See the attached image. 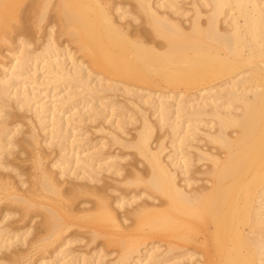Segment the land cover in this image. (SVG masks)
Returning <instances> with one entry per match:
<instances>
[{
	"label": "bare ground",
	"instance_id": "bare-ground-1",
	"mask_svg": "<svg viewBox=\"0 0 264 264\" xmlns=\"http://www.w3.org/2000/svg\"><path fill=\"white\" fill-rule=\"evenodd\" d=\"M37 1L31 7L40 8L41 22L52 0ZM117 1L57 0L54 8L62 26L60 33L71 38L75 49L55 45L52 24L38 52L27 48L31 46L29 38L17 39L18 55L12 58V72L8 78L0 76V169H19L6 156L22 143L35 148L39 135L36 126L45 132L43 142L58 151L55 161L50 162L57 173L49 168L41 170L26 193L0 192V202L9 199V204L23 203L28 209L41 205L46 210V232L36 237L39 229L30 234L35 226H28V222L14 231L7 228L8 224L0 225V264H8L3 260L6 250L11 248V256L6 255L13 258L24 245L45 249L59 240L56 255L65 254L68 250L64 247L72 240L63 234L72 225L90 228L92 241L103 237L107 246H117L119 253L113 264H141L144 254V264H167V256L173 251L179 254L172 264H264V0H133V11ZM27 2L0 0V43L7 42L13 29L11 21ZM140 14L143 27L132 30L131 23L120 22L126 18L136 21ZM77 53L80 58L75 57ZM41 63L44 70L40 82L35 73ZM23 75L16 87L14 81ZM26 80L34 84L33 88L25 85ZM52 81L73 84L76 89L48 104L42 101L47 95L41 100L42 90L38 88ZM158 84L173 91L141 97L144 86ZM176 89L183 90L176 94ZM121 90L150 107L156 117L154 123L149 122L144 107L134 103L140 112L134 139L125 141L119 135L126 124L122 120L117 121L116 131L110 132L112 144L134 148L147 162L146 172L135 170L130 176L120 174L123 170L118 156L99 159L102 145L93 152L83 147L81 152L76 150L89 140L77 139L81 134L71 140L68 131L71 124L79 127L88 117L94 121L104 115V110L91 104L96 97L107 101L102 105L126 111L114 100ZM192 90L195 92L188 93ZM80 95L81 100L87 99V110L71 113L67 109ZM15 111L33 115L29 118L32 128L23 131L25 135L19 133ZM133 115L132 121L139 120L137 116L133 120ZM32 119L38 125H33ZM155 126L166 128L174 138L170 137L168 161L161 156L164 138L159 135L152 147ZM16 133L25 136L18 138L21 143L15 141ZM33 163L41 166L39 152L34 153ZM205 163L208 168L200 169ZM104 173L122 176L120 184H136L141 189L128 198V194L119 193L111 199L108 190L117 192V187L103 184ZM15 174L23 177L22 173ZM196 174L207 177L201 179ZM25 183L21 181V185ZM65 183L69 186L63 187ZM10 185L0 176V190L10 191L14 188ZM84 194L94 197L92 204L81 202L86 207L79 204L80 214H73L70 201ZM156 194L163 201L149 204L140 199L155 200ZM117 208L124 214L119 215ZM10 210L0 206V224L16 215ZM130 216L132 223L125 224ZM153 238L165 243L163 251L157 252L160 247L154 241L147 242ZM151 244L156 252L148 248ZM45 263L42 259L36 264Z\"/></svg>",
	"mask_w": 264,
	"mask_h": 264
},
{
	"label": "rangeland",
	"instance_id": "rangeland-1",
	"mask_svg": "<svg viewBox=\"0 0 264 264\" xmlns=\"http://www.w3.org/2000/svg\"><path fill=\"white\" fill-rule=\"evenodd\" d=\"M35 1H36V3H35ZM114 1H116V0H114ZM120 1H122V3ZM120 1L118 0L117 2H120L121 4H124L127 7L126 9H131L132 11L134 10L135 6L133 5L134 4L133 0H120ZM56 2H57V0H52L51 4H50V6H49V8L47 10V13L45 15V18L41 22L39 21L40 20V12H41L40 8H36V7L32 8L31 7V5H33V4H38L39 1H37V0H28L27 6H24V4H26V3H24L23 6H21V8L19 9L18 16L14 17L12 19L11 23H10L11 26L13 27V29L11 30V32L8 35L7 42L0 43V76L7 75L6 77L8 78V76L12 72V65H11L12 58L14 57V55H18V51H17L18 50V47H17L18 43L16 42L17 39L22 40L23 38L24 39L25 38H27V39L29 38L30 39L29 41L31 42V44H30L31 46L29 45L30 47H27V48H30V49H33V50L37 51V50L40 49V47L42 48L43 45L45 44V41L48 39V35L47 34H49L50 30L51 31L53 30L52 31V35H53V37H52L53 39L52 40H54L56 46L59 45V49L63 48L62 45L69 46L68 49H71V50L75 49L76 45L71 42V40H70L71 38H69L68 35H66V34L63 35V33H62V35H61V33H60L61 32L60 27L62 28V26H60V21L58 20V17H57L58 14H57V12H56V10L54 8V4ZM116 14L114 15V17L116 19H118V17H116L117 16ZM140 16L141 17L138 20H136V21H132L131 18H126V19L120 20V22L121 23H125V24H126V22L127 23L128 22L131 23L130 24V28L132 30H134L135 27H143L144 26V23L142 22V15L140 14ZM52 24H53L54 28L48 30V28ZM54 24H55V26H54ZM79 56L81 57L80 53L75 54L76 58L77 57L80 58ZM65 58H67V56ZM85 60L86 59L84 58L83 61H85ZM66 62H69V61L67 60ZM85 62H87V61H85ZM3 64H4L5 68L4 67L1 68ZM66 64H67L68 68L71 67V64H68V63H66ZM38 65L36 67L37 68V70H36L37 72L35 73L37 76L36 75L35 76H36L37 79L41 78V79H38V81L41 82V80H42V77H41L42 73L41 72L44 69L43 70L41 69L43 67L42 63L38 64ZM1 69H2V71L4 70V72H2ZM87 71H85V72L87 73ZM23 78H24V75H23V77L21 79H16L14 81L15 84H16V87H17V85H19L21 80H23ZM26 82H27V84H25V85H27V87L33 88L34 84L28 83L29 80H26ZM45 82H47V80ZM62 83L63 82H59V84H60L59 85L58 82L54 83L52 81V83L48 82L47 85L43 84L42 86H40L38 89L40 91L42 90L40 92L41 100L43 99L42 96H45V94H46L47 98H44L42 101L43 102L44 101H47V102L49 101L48 104H50V100L51 101H56V100H58L60 98L59 96H62L63 94H64L63 96H66V95H68L70 93V91L72 89H74V90L76 89L75 87H73V86H75L73 84H71L72 86H70V85H67L66 82H64L65 84L64 83L62 84ZM56 85H58V86H56ZM66 86H68V87H66ZM35 87H37V86H35ZM49 87H50L51 90L49 89ZM68 88H69V90H68ZM179 90L181 91L183 89H176V90H174V92H176V94H177L179 92ZM195 90L188 91V93H194ZM48 91H49V93H48ZM170 91H173V89L166 88V87H164V85L158 84V85H155V86H144L142 88V91L140 92V95L143 98H146L149 95H151V97H157L159 92H170ZM59 92H61V93H59ZM67 92H69V93H67ZM72 92H73V90H72ZM115 94H116V96L114 97V100L116 102H119L120 104H123L125 106L124 108L126 109V111L122 110L124 113L121 111V109L116 110V107H113L115 110H113V112H112L111 110L113 108L111 106H109V104L108 105L107 104L102 105V103L104 104V103L107 102L105 99H101V98L98 97L99 98V100H98V98L96 97V98L93 99L94 101L92 102V100H91L90 103L92 102L91 103L92 105L96 104L97 105V106L95 105L96 107H98L99 109H102V111L104 110V112H102L104 115H101L96 120L91 121L89 119V117L86 118L88 116V114H86L85 115L86 116L85 117L86 118L85 122L82 123V124H79V127L76 124H74V125H76V127L73 124L68 126V128H69L68 129L69 137L71 136L70 139L72 140V139L77 138L78 135L81 134V136L79 135L80 138L78 137L77 139H81V137H82V138H85V139L87 138L85 141L89 140L88 142H86V144H85L86 146L85 145H81V147L79 146V149H76L79 152L82 151V147H83V150H86V152H87L88 148H89L90 152L91 151L93 152V150L94 151L97 150L96 149L97 147L101 148V145H102V149H101L102 151H100V149L98 148V150L101 153V156L99 157V159H102V161L108 155L109 156L110 155L113 156V154H114V156H118L119 160H118V157H117L116 159L118 161L117 160L116 161L118 162L120 168H122V170H123V171H121L122 173L120 172V174L122 176H130L132 174L130 172L131 171H135V170L145 171L146 172L147 162L144 160V158L141 157L140 155H138L134 148H125V147H122V146H120L118 144H112L111 143L110 132L111 131H116L114 127L116 126L117 121L118 120H122V121H125L126 124H124V128H123L124 131L123 130H122V132L119 131V135H121V138L123 140H125V141H129V140L132 141L134 139L135 134H136V128L140 124V112L133 105L134 103H138V105L140 107H144L143 109H145L146 112H147L146 116H147V119L149 120V122L154 123L156 117H155V115H153V111H152V109L150 107L145 106V105L143 106V104L140 103V101L137 100L134 96L125 95L122 92V90L121 91H117ZM176 94H174V95H176ZM76 96L78 97V95H76ZM81 96L82 95L79 96L80 100L78 98L75 99V97H74L75 101L73 102V104L70 105L72 107H70V108L68 107L67 110H69L71 113H72V111L74 112L77 109L78 110L81 109L82 111L84 110L83 112H85L87 110V103H86L87 99L86 100H81ZM96 99H97V101H96ZM78 102H80V103H78ZM90 103H89V105H91ZM76 104H77V106H76ZM74 105L76 106V108H75ZM106 105H107V107H105ZM71 109H73V110H71ZM121 112H122V114H121ZM15 113H16V115H18V117L16 116L17 117V120H16L17 122L16 123L20 124L19 131H21V132H19V133H22L23 131L25 132L29 127L32 128L31 124H30L31 123L30 119L33 116V115H31L32 113L23 112L21 114V113H18L16 111H15ZM133 114H135V115H133ZM132 115H133V118H132L133 120L136 118V116L139 118V120L132 121L131 117H130ZM19 116H20V118H19ZM173 117H174V115H173ZM126 120H127V122H126ZM32 121H33V125H35V126L38 125V124H36L35 119H32ZM72 126H73V128H71ZM77 127L80 130H77L78 129ZM37 128L40 129V126H36L35 127L36 133L39 134L38 135V145H36L35 148H33L31 146H28L27 144H24V145H27V146H24L23 143H22L21 145L19 144V145L16 146V148L12 149V154H10L9 156H6V159L9 160V161L8 160H6V161L10 162V160H11L10 164L13 163L12 166L13 165L15 167L18 166V168L22 169V170L19 171V169H18L17 171L10 172L9 170H11V169H9V168L2 169V170L0 169L1 172H2V173L0 172V174H1L0 176H3V179L7 180L8 182H10L12 187H14L10 191H8V190L7 191H2V189H1L0 192L4 193V195H8L9 192H15V193H19V194H21L22 192L26 193L25 189H27V188L28 189H32L31 185H33V182H35L36 176L39 175L41 170H45V169L48 170V168H49L50 169L49 171L54 172L53 174L58 172V169L55 166L50 165L52 162L55 161L56 154H58V151H57V149L54 146L48 145L47 142H46L47 144L45 142H43L42 138L43 139L46 138L45 132L42 133ZM37 131H39V132H37ZM70 131H71V133H70ZM73 131H76V132L78 131L77 133L74 132L75 136L73 134ZM24 132L22 134L25 135L27 132L26 133H24ZM120 132H121V134H120ZM168 132L169 131L166 128L159 129L158 127L155 126L154 132H153V135H152V138H151L152 147H154L156 145V142H157V139H158L159 135L162 138H164L163 139V145L165 146V150L162 152L161 156L165 159V161H168L166 156L170 153V150H172L170 137L172 138V140L174 139L172 137V135H170V133H168ZM22 134H17V133L15 134V138H16L15 141L16 142L19 143L21 141L19 139L20 138L22 139V137H25V136H22ZM91 143H92V145H91ZM105 143H107V144H105ZM76 144H77V142H76ZM87 144H89V147H88ZM103 144L105 146H103ZM197 144L201 146L204 143L203 142H198ZM90 146H91L92 149L90 148ZM84 147H85V149H84ZM80 148H81V151H80ZM20 152L22 154H20ZM35 152H39V154L42 156V164H41L40 167H37V166L33 165L34 164L33 162H34V153ZM102 161H101V163H102ZM208 165H209L208 163H205L204 165H202L199 168L202 169V170H205L206 168H208ZM15 172L17 174L18 173H22L23 177L20 176V178H19V176H17L15 174ZM122 176H117V175L111 174V173H104L103 174V179H104L103 184L110 185L112 188L115 187V186L117 187V192H111V191L108 190L109 194L112 195L110 197L111 199H112V197H115V195L116 196H117V194L119 195V193H121V194L125 193L124 195L128 194L127 195V198H128V197H130L132 195V192H133V194H135L136 192H138L141 189V186L140 185L138 186L136 184H131V185L120 184L118 181H120L122 179ZM196 176L198 178H201V179H205L207 177L204 174H196ZM63 178H64V181L72 180V178H70V177H66V178L65 177H61V180ZM23 180L26 183L21 185V181H23ZM64 186H69V185H68V183H65V185H63V187ZM28 195H30V194H28ZM155 197H156L155 200L147 198L145 196L141 197L140 199H145L149 204L150 203L157 204V203H159L162 200V198L158 194H156ZM35 198H36L37 201L42 200L39 197H35ZM140 199H137V200L139 201ZM85 200L89 202V205H91L92 201L94 200V197L89 196L87 194H84V195L79 196L77 199H75V200L73 199L72 201H70V204H71L70 207H71V209H73V212H72L73 214H78V215L80 214V212L78 213V209H79L80 205H81V207H83L82 205H84V204H82L81 202H83ZM9 203H10L9 199H3L0 202V204H1L0 206L1 207H5V209L10 208L12 210V211L11 210L10 211L15 213L16 215L12 214L11 216H9V218L6 219V221H4L5 223L3 222V223L0 224L1 226H5V227L9 226L7 228L12 229L14 231V230H17L19 228L21 229V227L23 225H26V223L28 222V223H30L28 226H35V227H33L30 230V232L33 231V230H36V229L40 230L41 227H42L41 230H44V231H41V232L39 230H36V231H38V233L34 234L35 237L38 236L39 234L42 235V234H44L46 232L45 229H44L45 227L43 225V220H44V217H45V214H46V210H45L44 207H42L41 205H34L32 207H29V209H28V208H26L25 204H23V203H19V202H13L11 204H9ZM89 205H87V206H89ZM84 207H86V204L84 205ZM115 207H117V205H115ZM117 210H118V214L119 215H123L124 212H125L121 208H119V209L117 208ZM32 217H33V219H32V221H30V219H28V218H32ZM132 221H133V217L130 216L128 218V221L125 222V224H130V223H132ZM23 222L25 224L21 225V223H23ZM6 224H8V225L6 226ZM13 225H14V228H16V229L13 228ZM34 228H36V229H34ZM87 228L88 227L72 225L67 230V232H65L63 234V237L68 236V238L72 240L71 241L72 243H70L69 246L66 245L64 247V249L68 250V252H66L65 254L63 253V254L56 255L57 254L56 246L59 243V240H57L56 242H54L52 244V246L49 245V246H47V248L45 247V249L43 248V249L35 250V249L31 248V247L30 248L27 247V245H24V246H22L20 248L21 250L19 251L17 256H15L16 258L14 256H13V258L9 257V256H11V254H10L11 253V248H9L10 250H6L5 252L7 254H10V255L7 256L6 253H5V258L3 260L5 261V263H8V264H36L39 260H42V259H44L46 261L45 264H61V262H63V261L67 262L66 264H68V263L69 264H71V263L72 264H113V261L118 256L119 248L117 246H115V245L107 246L105 244V238H103V237H98L97 239L92 241L91 231H90L91 229L90 228L87 229ZM23 230H24V228H23ZM23 230H21V231H23ZM33 232H35V231H33ZM30 234H32V232ZM31 238H33V237L31 236ZM29 239H30V237H29ZM29 239L27 238V241ZM30 240H32V239H30ZM152 241H154V245L156 247H160V249L158 248L157 252L158 251L161 252V251H163L165 249V247H166L165 243L162 242L159 238H153V239H148L147 240V242H152ZM154 245L151 244L150 245L151 247L148 246V248L151 250V252H154L155 249H156V248L154 249V247H155ZM150 250L148 251V253H150ZM66 254H69V255H66ZM143 254H144V252H143ZM177 254H179V252H177V251H173V252L169 253L167 257H168L170 262H168L167 264H170V263L172 264L173 262H175ZM54 255H55V257H54ZM144 255L141 257L142 258V263L141 264H144L147 261V259L144 260V257H145Z\"/></svg>",
	"mask_w": 264,
	"mask_h": 264
}]
</instances>
